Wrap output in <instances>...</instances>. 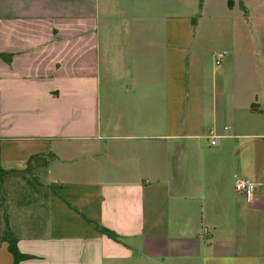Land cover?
I'll list each match as a JSON object with an SVG mask.
<instances>
[{
    "label": "crops",
    "instance_id": "0c3cea01",
    "mask_svg": "<svg viewBox=\"0 0 264 264\" xmlns=\"http://www.w3.org/2000/svg\"><path fill=\"white\" fill-rule=\"evenodd\" d=\"M0 51L19 264H264V0H0Z\"/></svg>",
    "mask_w": 264,
    "mask_h": 264
},
{
    "label": "rangeland",
    "instance_id": "374dc122",
    "mask_svg": "<svg viewBox=\"0 0 264 264\" xmlns=\"http://www.w3.org/2000/svg\"><path fill=\"white\" fill-rule=\"evenodd\" d=\"M32 175L31 170L23 175L8 174L0 182V240L9 235L12 227L16 231L22 228L19 225H10L8 216L11 215L13 220V216L19 213L20 209H17L19 204L24 203V198L31 196L28 194L29 186L31 188L35 185ZM30 204L32 203H28L29 207Z\"/></svg>",
    "mask_w": 264,
    "mask_h": 264
},
{
    "label": "trees",
    "instance_id": "16d2710c",
    "mask_svg": "<svg viewBox=\"0 0 264 264\" xmlns=\"http://www.w3.org/2000/svg\"><path fill=\"white\" fill-rule=\"evenodd\" d=\"M0 58L9 62L11 60V54L9 53H3L0 51ZM34 157H30L28 159L27 162V167L24 170H5L0 166V182L3 180V177H5L8 174H25L27 171L32 170V168L34 167ZM1 189V186H0ZM100 232L103 234L108 235L109 237H112L114 239H117L118 236L111 230L105 228V227H99ZM6 240L8 242V249L10 250V252L13 255V264H19V262L22 259L28 258L29 255L27 254H23L21 253L17 246H16V242H17V238L10 232L9 236L7 235Z\"/></svg>",
    "mask_w": 264,
    "mask_h": 264
},
{
    "label": "built area",
    "instance_id": "2783aa9c",
    "mask_svg": "<svg viewBox=\"0 0 264 264\" xmlns=\"http://www.w3.org/2000/svg\"><path fill=\"white\" fill-rule=\"evenodd\" d=\"M226 54H227L226 50L215 51L213 55L215 64L217 65L221 64ZM214 143H215V140H211V144H214ZM234 189L236 192L242 194L247 202H250L254 196L255 185L252 181L246 178L238 177L235 180Z\"/></svg>",
    "mask_w": 264,
    "mask_h": 264
}]
</instances>
